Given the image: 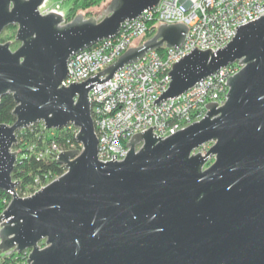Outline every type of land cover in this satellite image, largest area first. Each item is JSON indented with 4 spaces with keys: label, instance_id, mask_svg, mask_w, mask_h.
<instances>
[{
    "label": "water",
    "instance_id": "water-1",
    "mask_svg": "<svg viewBox=\"0 0 264 264\" xmlns=\"http://www.w3.org/2000/svg\"><path fill=\"white\" fill-rule=\"evenodd\" d=\"M43 1L0 0V32L16 25L20 41L14 50L0 41V98L10 92L15 102L14 121L0 122V189L11 195L0 212V250L29 249L24 264H264V14L236 25L224 46H193L172 62L168 88L152 101L239 60L223 104L206 103L202 118L166 137L152 133L154 125L133 133L123 159L101 161L90 87L149 49L180 47L187 27L160 23L102 71L60 85L72 53L159 0H110L102 16L65 22L59 12L40 13ZM35 122L72 124L82 148L59 151L64 172L21 196L13 144L16 131ZM205 143V152H193Z\"/></svg>",
    "mask_w": 264,
    "mask_h": 264
},
{
    "label": "built area",
    "instance_id": "built-area-1",
    "mask_svg": "<svg viewBox=\"0 0 264 264\" xmlns=\"http://www.w3.org/2000/svg\"><path fill=\"white\" fill-rule=\"evenodd\" d=\"M47 5L44 0L40 13L59 12L63 22L68 21L59 2ZM264 0H159L143 9L136 17L121 22L118 31L80 49L67 59V75L60 85L81 82L91 74L102 71L113 63L128 47L139 45L146 34L156 31L160 23L183 22L187 30L180 47L162 46L147 50L135 61L127 62L106 81L90 87L88 97L90 114L97 137V157L101 161L121 160L133 133L149 126L156 136L169 134L202 118L206 103L223 104L228 91L227 78L241 63L235 60L199 79L177 96L153 103L169 85L168 71L193 46L199 49L224 46L235 34V26L264 14ZM45 7V8H43ZM150 37V36H149ZM98 78L105 76L98 73ZM72 125V124H71ZM73 126V125H72ZM74 127V126H73ZM75 133L77 128L74 127ZM81 149L82 145L79 143ZM55 155L63 148L52 142ZM138 148V146L136 147ZM206 143L193 152H205ZM47 151V149L45 150ZM112 154L115 157L112 158ZM43 243H40L42 246ZM25 263V262H24ZM23 263V264H24Z\"/></svg>",
    "mask_w": 264,
    "mask_h": 264
},
{
    "label": "trees",
    "instance_id": "trees-1",
    "mask_svg": "<svg viewBox=\"0 0 264 264\" xmlns=\"http://www.w3.org/2000/svg\"><path fill=\"white\" fill-rule=\"evenodd\" d=\"M101 0H82L77 3L72 1L71 6L66 11V19L70 20L77 12L78 7H87L98 4ZM14 26L9 25L0 33V41H6L7 37L1 36L4 31L11 30ZM153 32L146 34L144 38L151 36ZM15 105L10 92L0 98V122L12 123L14 116L12 109ZM17 142L13 144V149L17 151L11 176L17 181L16 190L19 195H23L28 188H32L36 183L45 180L48 176H58L64 172L63 164L56 161V155L50 148L52 142L60 148H80L79 142L75 140V130L71 124L60 128H45L42 122H35L27 127L16 131ZM47 149V151H45ZM10 194L0 189V210L5 200L10 199ZM27 257V250L21 252H5L0 250V264H23Z\"/></svg>",
    "mask_w": 264,
    "mask_h": 264
},
{
    "label": "rangeland",
    "instance_id": "rangeland-1",
    "mask_svg": "<svg viewBox=\"0 0 264 264\" xmlns=\"http://www.w3.org/2000/svg\"><path fill=\"white\" fill-rule=\"evenodd\" d=\"M61 1L62 2H60V1H56V2H59L60 5L62 4L59 8L66 12L69 9V7L71 6V4H72L71 2L74 1V0H61ZM76 1H77V3H80L82 0H76ZM109 1L110 0H101L98 4H95V5H90V6H87V7H78L76 12L77 13H81V14H83L86 17H88V16H96L97 17L99 14H101L100 16H102V14H103L102 10L106 8V6L109 3ZM53 4H55V1L48 0L47 5H53ZM43 8H45V7H43ZM13 26H14L13 32L11 30H9V31H4L1 34V36L3 35V37H5V38L7 37V40L11 41L10 48L12 50L16 49L19 46V44H20V41L15 40L16 25H13ZM206 146L208 148L210 146V143H206ZM73 149H77V148H73ZM212 160H213V157L212 156L209 157V159H208V161H207V163L205 165L210 164L212 162ZM56 177L57 176H48V177H46L45 180H41L40 182L36 183L32 188H28V190L25 191L23 193V195H21V196H27V195L31 194L32 192H34L35 190L39 189L40 187L46 185L47 183H49L51 180H53ZM8 201L9 200H5L4 201V205H3L2 209L6 206ZM2 209L0 210V212L2 211ZM28 250L29 249H27V252H28ZM18 264H21V262H19Z\"/></svg>",
    "mask_w": 264,
    "mask_h": 264
}]
</instances>
